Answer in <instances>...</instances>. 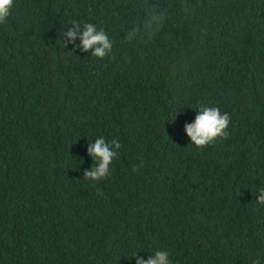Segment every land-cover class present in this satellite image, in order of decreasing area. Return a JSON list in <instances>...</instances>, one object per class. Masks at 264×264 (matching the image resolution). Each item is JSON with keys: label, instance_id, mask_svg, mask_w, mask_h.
<instances>
[{"label": "trees", "instance_id": "16d2710c", "mask_svg": "<svg viewBox=\"0 0 264 264\" xmlns=\"http://www.w3.org/2000/svg\"><path fill=\"white\" fill-rule=\"evenodd\" d=\"M73 20L104 28L112 54L65 47ZM201 105L231 117L203 149L184 130ZM99 136L121 147L91 182ZM262 188L264 0H16L0 24V264H135L156 250L264 264Z\"/></svg>", "mask_w": 264, "mask_h": 264}, {"label": "clouds", "instance_id": "9594fccd", "mask_svg": "<svg viewBox=\"0 0 264 264\" xmlns=\"http://www.w3.org/2000/svg\"><path fill=\"white\" fill-rule=\"evenodd\" d=\"M16 7V0H0V24H6ZM162 14L153 12L148 21L149 25H159L163 22ZM63 32V43L74 45L84 53L99 60L109 57L114 49V41L108 32L94 22H80L73 20ZM139 28H133L127 33L129 40L137 38ZM79 41V43H77ZM195 119L186 122L184 130L190 138L191 145L203 149L218 138H227L231 125V117L227 112H222L219 107L201 105ZM176 119V117H175ZM121 145L117 140L107 139L104 136L97 137L94 142L87 145V153L92 157L94 163L90 170L84 171V179L91 182H98L107 179L112 172V165L118 157V150ZM83 162V161H82ZM256 199L264 205V188L256 194ZM144 252V251H141ZM141 252H133L131 259L135 264H173L171 252L168 250H156L145 259Z\"/></svg>", "mask_w": 264, "mask_h": 264}]
</instances>
